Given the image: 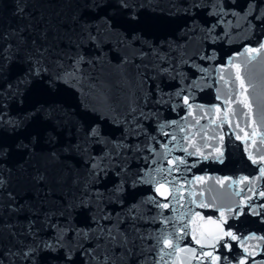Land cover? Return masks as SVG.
<instances>
[{
  "label": "water",
  "instance_id": "obj_1",
  "mask_svg": "<svg viewBox=\"0 0 264 264\" xmlns=\"http://www.w3.org/2000/svg\"><path fill=\"white\" fill-rule=\"evenodd\" d=\"M220 2L128 0L131 7L123 8L119 0H0V49L8 43L12 45L7 59L0 52V180L3 181L0 183V252H16L25 245H32L29 221H35L33 230H39V238L48 240L52 236V231L46 228L49 222L70 223L73 229H87L95 227L93 217L111 214L112 222L117 221V213L120 219L127 217L132 205H141L153 194L154 185L131 187L126 182L119 193L115 188L122 179L128 181L133 174L148 168L151 159L145 158H151L153 154L143 149L149 144L162 151L159 144L168 142L171 146L175 143L163 132L169 137L176 135L178 140L201 129L207 133L205 136L201 132L192 139L208 159L188 155L179 148L169 156H183L188 161L187 166H181L180 173L173 172V176L181 177V182L184 177L190 182L184 185L185 189H194L197 193L203 190L201 199L209 203L213 202V196L219 197L218 206H235L241 203L242 197L250 195L248 188L252 185L232 181L243 176L250 179L259 176L260 165L252 163L249 152L254 156L264 154V144L259 142V137H256V145L252 144L251 137L252 120L261 124L264 63L247 64L246 56L237 54L264 40V30L259 26L250 29L249 21L252 24L257 21L251 17L243 19L248 0H223L225 5L242 15H227L218 23L214 5ZM193 4L200 7H193ZM104 20L108 23H103ZM85 21L92 26V34L98 36V44L83 35L81 24ZM212 25L216 27L212 29L211 37L206 38L207 29ZM217 36L222 38L216 39ZM37 49H40L39 53ZM157 52L161 56L167 55L173 66L179 68L177 78L173 79L172 73L158 71L169 64L158 60ZM78 55L90 61L79 66V79H58L65 70L72 71L73 59ZM204 55H212L213 59H201ZM181 57L185 63L180 62ZM35 60H39L40 67L46 71L30 74ZM234 64L241 65V75L246 83L251 82L256 87L248 92L254 105L253 115L230 113L229 124L227 120L217 119L213 106H220L221 116L229 107L238 113L247 112L234 102L224 103L238 92ZM199 68L209 69V75L205 77ZM121 74L126 76L129 88L121 89L120 103L113 110L91 86L101 81L107 85L115 84ZM220 75L228 84L219 80ZM193 81L197 85L191 91L193 116H188V109L174 93ZM162 95L165 100L171 96V101L158 103ZM129 102H134L145 118L133 121L128 114ZM196 105H203L204 111ZM182 117L186 119L182 121ZM194 118L200 119V124L189 127ZM172 120L180 123L167 126L166 122ZM213 120L216 123H212ZM136 123L141 125L142 131L135 130ZM237 123L239 127H236ZM97 125L101 137L109 141L107 145L87 136L89 129ZM180 127H188V131L181 133ZM257 131H264V124ZM245 133H248V139L243 138ZM181 144L188 147L189 141L182 140ZM119 145H130L131 148L117 147ZM137 145L142 151L135 150ZM217 149L223 152L220 159L215 158ZM192 151L194 149L189 148V153ZM106 154L110 155L106 157ZM92 158L103 164L106 174L89 175ZM187 167L191 170L187 171ZM198 176L204 177V183L195 181ZM221 180L223 187L218 183ZM255 187L257 191H264V179L256 181ZM97 192L101 194L99 197ZM255 199L257 203L262 202L259 197ZM70 206L74 207L69 216L65 209ZM144 207L147 209L148 206ZM197 210L205 217L218 216L215 208ZM163 211L169 215L167 210ZM148 214L155 215L156 210L152 209ZM230 223L245 234H264V222L254 216L245 215ZM120 227L130 237L135 235L130 219L124 220ZM135 227L145 232L162 227L172 231L171 225L163 226L159 222L140 221ZM77 240L79 237L71 232L65 240L73 249L71 264H84L85 258L76 250ZM83 243L85 248L90 246L88 241ZM149 243L151 241L145 242V246ZM180 243L197 247L199 251L190 236ZM130 247L135 255L118 251L115 257L126 264H140V241ZM204 250L212 251L211 248ZM240 254L234 245L230 254L233 264L234 257ZM13 259L6 258L5 264H12ZM36 260L37 264H69L63 259V251L40 252ZM15 264H22V261L15 258Z\"/></svg>",
  "mask_w": 264,
  "mask_h": 264
},
{
  "label": "snow or ice",
  "instance_id": "obj_2",
  "mask_svg": "<svg viewBox=\"0 0 264 264\" xmlns=\"http://www.w3.org/2000/svg\"><path fill=\"white\" fill-rule=\"evenodd\" d=\"M120 6L123 8H129L131 5L128 0H119ZM193 7H200L199 4H193ZM215 15L217 22L219 23L222 17L227 15H232L233 17H241V13L234 10V8L229 7L223 3L214 5ZM22 11V9H21ZM257 21V24H252L250 21L248 26L250 29L254 30L257 26L264 30V0H248V3L244 9L243 19L248 20V18ZM103 23L107 24L108 21L104 20ZM216 25H212L211 28L207 29L206 38L211 37L212 29ZM92 26L87 22L81 24V30L83 35L91 42L99 43L98 36L92 34ZM227 35V33L225 34ZM221 36H217L216 39H221ZM7 40V37H5ZM12 45L10 43L6 44L0 52L3 53L5 59L8 58V52ZM40 52V49H37ZM144 55V54H142ZM157 59L162 62H167L169 67H161L158 69L159 72L172 73L173 79L180 75L179 68L173 66V61L169 59L167 55L161 56L158 52L155 54ZM237 55L246 56V63L251 64L254 61H259L264 63V40L257 42L256 47L247 46L244 53H238ZM31 60V57L28 58ZM203 60H212V55H204L201 57ZM230 60L232 58H229ZM90 62L86 61L83 55H78L73 59L72 71L65 70L63 75L58 76V79L64 80H78L79 77L77 73L79 71V66L82 63ZM181 63H185L181 57ZM33 66L29 70L32 75H39L42 71L40 67L39 60L32 61ZM236 69L235 81H238V92L233 98L231 95L224 101L225 104L236 103L237 105L243 106L247 109L246 113H238L236 109L229 107L227 111L223 112L221 116V108L219 105H214L213 108L217 113V119L227 120L230 124L231 121L228 120L229 114L242 115L251 117L253 115V102L248 95L249 89L255 90V84L248 82L246 83L244 76L241 75V65L234 64ZM199 71L205 74V77L209 75V69L199 68ZM202 77L201 79L205 78ZM126 76L121 74V79L115 84L107 85L102 81L91 87L94 90L100 92L101 98L105 103L110 104L113 110L119 105L121 99V89L129 88L126 83ZM219 80L224 84H228L223 75L219 76ZM11 87V85H9ZM197 87L196 82L193 81L186 87H181L174 93V96L179 98L182 106L188 109V116H193V103L190 102L191 91L193 88ZM188 92V94H185ZM172 99L171 96L167 100L164 99L163 95L160 97L158 103H168ZM217 99H220L218 96ZM201 111H204L203 105H196ZM128 114L132 116L133 121L145 118L143 111H140L134 106V102L128 103ZM175 110V108H173ZM139 115L137 116V113ZM186 117H182L181 120H185ZM180 122L176 120L167 121V126L178 125ZM212 123H216L215 120ZM200 124V119L194 118V123L189 127H195V125ZM261 124H264V102H261ZM257 124L255 120H252V144L256 145V137H259V142L264 144V131L258 132L257 129L261 126ZM162 125L161 127H164ZM219 126V125H218ZM236 127H239L237 123ZM135 130L137 132L142 131L141 125L139 123L135 124ZM179 131L181 133H186L188 127H180ZM203 132L201 129L199 132L192 133L191 136L184 135L179 140L176 135H171L167 132H163V135L168 138L172 143L171 146L168 142L159 144V148L162 151H158L157 147L153 144H149L146 149L153 154L151 158L146 157L145 159H151V164L146 169H141L139 172L133 174L128 181L121 180L115 188V192L119 193L124 190V184L127 182L131 187H135L142 184L154 185L152 188V193L149 195L141 205H132L128 210V216L124 219H120V214L117 213V221L112 222L111 214L101 215L98 218L93 217V222L95 227H90L87 229H73L70 223L57 224V223H47L46 228L52 231V236L48 240L39 238V230H33L35 221H29L28 232L33 238V243L31 246L25 245L22 249L13 252L11 250H6L0 252V264H5V260L8 257H13L12 264H15V258H19L22 264H37V254L40 252H45L46 254H52L57 251H63V259L71 264L73 249L69 248L65 243L68 234L71 232L74 236L79 237L76 241V250L79 254L85 258L84 264H126L120 259L115 257V253L120 251L124 254H132V247L130 245L135 244L138 240L140 241V254L141 262L140 264H233V259H230V254L233 253L234 245L240 250V255L235 256V264H264V234H257L255 232H249L247 234L238 231L230 221L238 220L240 217L245 215H250L257 217L261 222H264V191H257L255 187V182L264 179V154L254 156L249 152V159L253 164L260 165L259 176L250 179L247 176L241 177L239 180L232 181V183H241L252 185L248 188L250 195L241 198V203L235 206H218L216 201L219 197L213 196L212 203L206 202L201 197L204 196V191L201 190L197 193L194 189H185V184H190L186 177H184L183 182H181V177L179 175L173 176V172L180 173L181 166H187L188 161L183 156H174L169 158L170 154L179 148L180 151L191 155V156H201L204 159H208L207 156L201 152L196 141L192 139V136L199 135ZM207 136L206 132H203ZM87 136L89 139L95 142H103L106 145L109 143L106 139L101 137L99 126H94L89 129ZM215 137H210L214 139ZM241 139L240 136L236 137ZM244 139H248V133H245ZM155 139L154 137L152 138ZM223 140V137H220ZM182 140L189 141L188 147H183L181 144ZM117 147L131 148L130 145H119ZM189 148L194 149V151L189 153ZM135 150L137 152L142 151L139 145L136 146ZM217 151L216 159H220L223 156V152L219 149ZM110 154H106V157ZM198 162V161H197ZM194 166V165H193ZM126 172V169H122ZM187 171L191 168L187 167ZM106 174V169L103 167L102 163H97L94 158L90 160V176L99 177L101 174ZM159 176V179H157ZM171 177V179H169ZM42 180L43 177H40ZM225 180H230L231 178H224ZM195 181L204 183V177H195ZM0 183H3L0 180ZM221 187L224 186V181H218ZM230 186V185H229ZM211 192V189H208ZM244 189H241L243 192ZM101 194L97 192L99 197ZM239 195V193H236ZM11 196V194H9ZM259 197L262 202L257 203L256 199ZM167 201V202H164ZM83 204V201H82ZM194 205L195 207H192ZM144 206H148L145 209ZM23 206H21L22 208ZM71 207L65 209L68 215H71ZM215 208L218 212V216L215 218L208 216L205 217L201 211L197 209H208ZM152 209L156 210L155 215L148 214ZM14 211L16 209H13ZM163 210H167L169 215H165ZM63 215V213H61ZM67 220V217H65ZM130 219L133 223L132 232L135 233L134 236L130 237L127 231L121 229L120 225L124 220ZM145 223H157L159 222L163 226H172V231H168L167 227H162L159 230H154L151 232L141 231V229L135 227L137 222ZM177 225L179 227L177 228ZM191 226V227H190ZM190 236L191 241L195 245L199 246V251L197 247L191 245L182 246L180 241L184 237ZM84 241L90 242V246L85 248ZM151 241V243L145 246V242ZM255 242V243H249ZM211 248L212 251H205L204 249ZM154 254V255H153ZM168 257V259H165ZM55 258V257H53Z\"/></svg>",
  "mask_w": 264,
  "mask_h": 264
}]
</instances>
